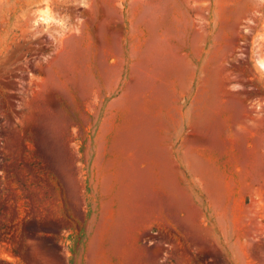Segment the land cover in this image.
<instances>
[{
	"label": "rangeland",
	"instance_id": "374dc122",
	"mask_svg": "<svg viewBox=\"0 0 264 264\" xmlns=\"http://www.w3.org/2000/svg\"><path fill=\"white\" fill-rule=\"evenodd\" d=\"M0 264H264V0H0Z\"/></svg>",
	"mask_w": 264,
	"mask_h": 264
}]
</instances>
